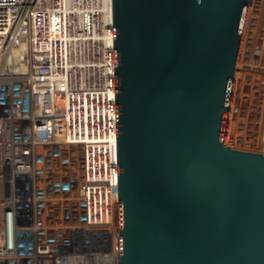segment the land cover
I'll return each instance as SVG.
<instances>
[{
	"label": "water",
	"instance_id": "95a60500",
	"mask_svg": "<svg viewBox=\"0 0 264 264\" xmlns=\"http://www.w3.org/2000/svg\"><path fill=\"white\" fill-rule=\"evenodd\" d=\"M250 0H112L120 264H264V154L223 137Z\"/></svg>",
	"mask_w": 264,
	"mask_h": 264
},
{
	"label": "built area",
	"instance_id": "2783aa9c",
	"mask_svg": "<svg viewBox=\"0 0 264 264\" xmlns=\"http://www.w3.org/2000/svg\"><path fill=\"white\" fill-rule=\"evenodd\" d=\"M0 264H120L112 0H0Z\"/></svg>",
	"mask_w": 264,
	"mask_h": 264
},
{
	"label": "rangeland",
	"instance_id": "374dc122",
	"mask_svg": "<svg viewBox=\"0 0 264 264\" xmlns=\"http://www.w3.org/2000/svg\"><path fill=\"white\" fill-rule=\"evenodd\" d=\"M253 2H257L259 6H256V9L261 7L263 11L255 16L252 10V15L255 16L253 19L250 14L251 9L247 13L239 49L241 51L235 62L236 72L230 89L228 102L230 110L226 117L223 140L233 149L264 154V81L262 80L264 79V9L260 0H253ZM250 5L252 7V2ZM251 56H254V61H250ZM240 81L242 86L239 88ZM228 125L236 139L231 138L232 133L229 129L227 132Z\"/></svg>",
	"mask_w": 264,
	"mask_h": 264
},
{
	"label": "bare ground",
	"instance_id": "6f19581e",
	"mask_svg": "<svg viewBox=\"0 0 264 264\" xmlns=\"http://www.w3.org/2000/svg\"><path fill=\"white\" fill-rule=\"evenodd\" d=\"M260 2H261V4L263 5V9H264V4H263L264 1H263V0H260ZM260 2H259L258 4H260ZM256 6H258V5H257V2H256V3H255V2H252L251 12H250V14H251V16H252V19H253V16H254V15H255V16H258V14L260 15L261 12L263 11L261 7H260V9H256V8H257ZM258 7H259V6H258ZM252 10L255 12L254 15H252ZM255 16H254V17H255ZM257 19H258V18H257ZM251 30H252V29H251ZM247 32H248V31H247ZM253 40H254V38H253ZM253 40H252V41H253ZM257 40H258V39H257ZM257 40H256V41H257ZM241 43H242V41L239 43V47H238V51H237V55L240 54V51H241V50L239 51V49L241 48V47H240V44H241ZM259 43H260V42H259ZM250 48H251V47H250ZM252 50H253V49H252ZM244 51H245V50H244ZM238 52H239V53H238ZM252 52H253V51H252ZM261 53H262V52H261ZM243 56H244V55H243ZM238 57H239V55L236 57V59H237ZM248 57H249V56H248ZM251 57H252V58H251L250 61L253 60V57H254V56H251ZM253 61H254V60H253ZM256 62H257V61H256ZM238 65H239V64H238ZM236 66H237V65H236ZM243 69H244V68H243ZM242 71H243V70H242ZM235 72H236V68H235ZM244 74L246 75V72H245V71H244ZM238 75H239V74H238ZM253 76H255V75L253 74ZM234 77H235V73H234ZM246 77H247V76H246ZM236 78H237V77H236ZM236 78H235V79H236ZM237 79H238V78H237ZM240 80H241V79H240ZM262 80L264 81V79H262ZM238 81H239V80H238ZM263 83H264V82H263ZM261 84H262V83H261ZM244 85H245V84H244ZM239 86H240V87L242 86V85H241V81H240V84H238V87H239ZM234 87H236V86H234ZM234 87H233V88H234ZM240 87H239V88H240ZM244 87H245V86H244ZM260 88H261V87H260ZM237 89H238V88H237ZM238 90H240V89H238ZM238 93H239V92H238ZM234 95H235V94H233V96H234ZM236 95H237V93H236ZM232 98H233V97H232ZM234 98H235V97H234ZM231 102H232V101H231ZM229 110H230V107H229ZM230 115H231V114H230ZM226 117H227V116H226ZM262 118H263V117H262ZM230 124H231V123H230ZM228 129H229V125H228V127H227V132H228ZM229 130L231 131V129H229ZM231 133H232V137H231V138H232V139H236V138H235L236 136H235V134L233 133V131H231ZM228 138H229V137H228ZM242 141H243V140H242ZM225 144H226V143H225Z\"/></svg>",
	"mask_w": 264,
	"mask_h": 264
}]
</instances>
